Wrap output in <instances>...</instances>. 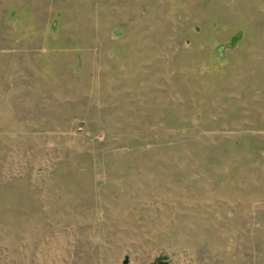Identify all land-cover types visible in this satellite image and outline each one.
<instances>
[{"label":"rangeland","instance_id":"obj_1","mask_svg":"<svg viewBox=\"0 0 264 264\" xmlns=\"http://www.w3.org/2000/svg\"><path fill=\"white\" fill-rule=\"evenodd\" d=\"M0 264H264V0H0Z\"/></svg>","mask_w":264,"mask_h":264},{"label":"water","instance_id":"obj_2","mask_svg":"<svg viewBox=\"0 0 264 264\" xmlns=\"http://www.w3.org/2000/svg\"><path fill=\"white\" fill-rule=\"evenodd\" d=\"M235 37L232 39V41H231V45H233L234 44V42H235Z\"/></svg>","mask_w":264,"mask_h":264}]
</instances>
